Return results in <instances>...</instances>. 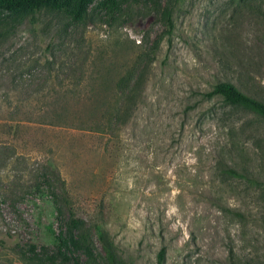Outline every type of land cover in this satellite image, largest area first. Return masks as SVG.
<instances>
[{
	"label": "rangeland",
	"instance_id": "1",
	"mask_svg": "<svg viewBox=\"0 0 264 264\" xmlns=\"http://www.w3.org/2000/svg\"><path fill=\"white\" fill-rule=\"evenodd\" d=\"M100 2L0 46V264H75L71 208L119 264H264V120L205 97L264 101V0Z\"/></svg>",
	"mask_w": 264,
	"mask_h": 264
},
{
	"label": "trees",
	"instance_id": "2",
	"mask_svg": "<svg viewBox=\"0 0 264 264\" xmlns=\"http://www.w3.org/2000/svg\"><path fill=\"white\" fill-rule=\"evenodd\" d=\"M98 1L100 0H0V46L4 40L15 34L23 22L34 19L43 12L62 13L75 21H82ZM126 1L128 0H101L100 5L104 9L118 12ZM205 97L222 98L226 105L251 111L264 120V101L244 93L232 82H218ZM10 127L5 126V128ZM12 130H17V126L12 127ZM240 176L243 179H250L244 174ZM64 198L68 202V198ZM70 211L71 218L67 223V229L62 230L58 235L52 233L54 245L59 252L62 253L64 250L73 255L76 254L75 264H119L115 249L106 237L104 238L101 227L95 225L103 241L106 258H102L96 252L91 228L87 221L76 217L72 208ZM165 254L166 248H163L159 254V264L164 263ZM230 257L233 260V253ZM232 262L235 264L234 261Z\"/></svg>",
	"mask_w": 264,
	"mask_h": 264
}]
</instances>
